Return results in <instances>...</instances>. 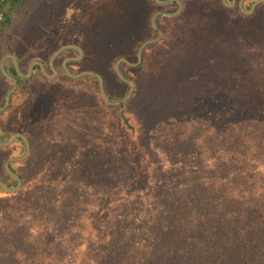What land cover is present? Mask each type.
Here are the masks:
<instances>
[{
  "label": "trees",
  "instance_id": "16d2710c",
  "mask_svg": "<svg viewBox=\"0 0 264 264\" xmlns=\"http://www.w3.org/2000/svg\"><path fill=\"white\" fill-rule=\"evenodd\" d=\"M32 1H2L0 44L10 11ZM180 1L178 14L157 15L163 36L143 48L141 61L120 62L134 89L119 104L105 102L96 76L66 74L61 61L75 50L65 49L54 61L62 75L52 82L74 80L72 96L47 99L51 115L44 119H32L33 106L22 118L31 128L20 130L8 116L14 98L50 79L38 64L22 77L6 59L17 86L0 111V139L21 131L30 149L9 162L20 187L0 190V264H264V2L248 15L237 3ZM119 5L130 26L124 39L104 45L105 66L91 67L112 99L129 85L115 60L135 61L139 44L157 35L151 15L177 7L156 0ZM58 46L27 57L50 69ZM79 63L67 67L75 72ZM2 80L11 82L0 69ZM23 150L21 137L0 145L2 185H16L4 160Z\"/></svg>",
  "mask_w": 264,
  "mask_h": 264
},
{
  "label": "rangeland",
  "instance_id": "374dc122",
  "mask_svg": "<svg viewBox=\"0 0 264 264\" xmlns=\"http://www.w3.org/2000/svg\"><path fill=\"white\" fill-rule=\"evenodd\" d=\"M119 1L120 0H33L26 6H21L18 9H12L10 11V23L6 26L7 31L5 39L0 44L1 48L4 49L5 53L15 54L18 57V64L22 63L26 72L30 62L38 60L27 57L29 53H33L37 56H44L53 46H61L64 44H76L82 49V53L78 54L75 47L66 48H73L75 50V52L69 56H78L77 59L71 60H81V63H79L77 67H71L72 69L75 67V72L93 70L91 67L94 65H96V67H104V63L108 60L107 50L104 48V45H106V42L109 40L119 41L120 39H124L122 38L124 36V30H126L131 23V19H129L128 14L122 10ZM238 1L236 0L237 4ZM1 9L2 11L9 10V3H4ZM62 15L63 17H61ZM61 19H63V21ZM81 43H83V46L80 45ZM100 46H103L102 50ZM54 67L57 70L54 77H47L43 73L50 79L48 83L43 82V84L38 85V87H34L24 98H14L16 102L13 103L14 107L12 105L13 108L8 116H14V120L11 122L18 125L20 124V130L25 127L31 128L28 124L29 119L25 118L22 120V118L29 115V111L32 110L33 106L35 107L34 110L38 111V113H36L32 119L39 120L42 117L44 119L51 115L50 111H48V103L50 101L47 99L61 101L63 98L72 96L71 94H73L72 91L74 87H71V85L72 82L74 83V80L52 82L61 74L60 66L54 65ZM68 69L71 70L70 68ZM46 70L49 73L52 72L51 67ZM84 83L87 87H91L92 85L89 80H85ZM9 86H11V82L2 80L0 83V94ZM50 87L54 88L53 91H43V88L50 89ZM110 88L113 89L114 86L112 85ZM43 94H46V100L43 99ZM36 98H39L38 101H36ZM3 116L5 118L6 115ZM8 123H10V120ZM24 134L26 135V133Z\"/></svg>",
  "mask_w": 264,
  "mask_h": 264
},
{
  "label": "water",
  "instance_id": "95a60500",
  "mask_svg": "<svg viewBox=\"0 0 264 264\" xmlns=\"http://www.w3.org/2000/svg\"><path fill=\"white\" fill-rule=\"evenodd\" d=\"M156 1L159 2V3H162V4H166V3H170V2L176 1L177 7L173 11H166V10L159 9V10H156L152 14V16H151V24L154 27V29H156L157 35L152 36V37H149V38L143 40L139 44V46L137 48V51H136V60L135 61H130V60H128L127 58H125L123 56H120V57H118L115 60V62H114V70H115V72L117 73V75L122 80L128 82V84H129V87H128L126 93L124 94V96H122L121 98L116 99V100L110 99L109 96L107 95L106 91H105L104 84H103V79H102L101 75L99 73L93 71V70H81V71H78V72H72L71 70H69L67 68V66H66V62L69 61V60H71V59H77L78 56H68V57H66V58H64L62 60V67L66 71V73L69 76L73 77V78H79V77L84 76V75H94V76H96L98 78L100 92H101L104 100L107 103H109V104L115 105V104H119V103L124 102L125 100H127L128 97L130 96L133 88H134V82H133V80L131 78H129L128 76H126L121 71V69H120V62L121 61H125L128 64H130V65H137L141 61V56H142V50H143V48L146 45H148L149 43H153V42L158 41L163 36V30L156 24V17H157V15L163 14V15L173 16V15L178 14L180 12L181 8H182V3H181L180 0H156ZM222 1L227 6H234L235 3H236V0H231V1L222 0ZM243 1L244 0H239L238 1V6L240 7V9L245 14H251L253 12L255 6L258 3L264 2V0H254L251 3L249 9H245L244 6H243ZM67 47H75V49H77V51H78V54H81L82 53L81 47L79 45H76V44H64V45L59 46L56 50H54L51 53V55L49 56V59H48L49 66L51 67V70H52L51 73H49L45 69L44 64L40 60H33V61H31L30 64H29V66H28L27 72L24 73V72H22L20 70V67H19V64H18V57L15 54H12V53H4L1 56V58H0V69L3 72V74L8 79L11 80V86L8 88V90L5 93L4 101L0 105V111L3 110V109H5L8 106V104L10 102V95L15 90L16 85H17V79H16V77L14 75L10 74L6 70V68H5V61H6L7 58H10V59L13 60L14 65H15V68H16V71L21 76H29L31 74V72H32V69H33L34 65L35 64H38L40 66L42 72L47 77H54L56 75V73H57V70L54 67V60L57 57V55L61 51H63L64 49H66ZM17 137H21L22 140H23V142H24V150H23V152L21 154H19V155L9 156L4 161V168L6 169L7 172H9L10 174H12L16 178L17 183L14 186H4V185H2L0 183V190L1 191H4V192H13V191L17 190L20 187V185H21V179H20L19 175L9 167V162L14 161V160L24 159L27 156V154L29 153L30 145H29V141L27 139V136L23 132H21V131H15L9 138H7L5 140H1L0 139V145L1 146H7V145H10Z\"/></svg>",
  "mask_w": 264,
  "mask_h": 264
},
{
  "label": "built area",
  "instance_id": "2783aa9c",
  "mask_svg": "<svg viewBox=\"0 0 264 264\" xmlns=\"http://www.w3.org/2000/svg\"><path fill=\"white\" fill-rule=\"evenodd\" d=\"M2 1H3V0H0V6H1ZM0 18H1V12H0Z\"/></svg>",
  "mask_w": 264,
  "mask_h": 264
}]
</instances>
